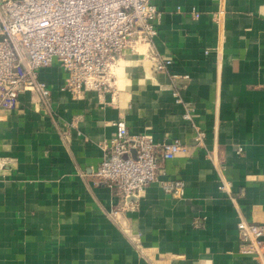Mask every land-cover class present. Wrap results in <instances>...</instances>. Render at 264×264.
I'll use <instances>...</instances> for the list:
<instances>
[{
    "label": "crops",
    "instance_id": "crops-1",
    "mask_svg": "<svg viewBox=\"0 0 264 264\" xmlns=\"http://www.w3.org/2000/svg\"><path fill=\"white\" fill-rule=\"evenodd\" d=\"M153 2L158 34L123 52L115 94L74 98L52 65L48 107L27 90L0 111V264H257L237 223L264 222V0ZM120 118L186 146L160 174L184 180L182 198L158 181L123 204L96 179Z\"/></svg>",
    "mask_w": 264,
    "mask_h": 264
},
{
    "label": "built area",
    "instance_id": "built-area-1",
    "mask_svg": "<svg viewBox=\"0 0 264 264\" xmlns=\"http://www.w3.org/2000/svg\"><path fill=\"white\" fill-rule=\"evenodd\" d=\"M192 12L200 15L196 9ZM159 15L153 0H0V111L16 108L20 94L27 90L36 92L48 107L51 90L41 71L52 65L65 72L60 89L74 98L89 91L115 94L117 61L126 49L154 42ZM214 17L220 22L219 14ZM172 62L156 55L154 69L167 72ZM179 76L173 74V81ZM191 112L188 109L184 117L191 120ZM112 125L115 133L104 146L103 159L94 171L96 179L112 188L123 204L158 181L166 193L182 198L184 180H160V174L162 161L186 146L179 139L157 143L146 133H132L123 118ZM194 126L203 145L205 133ZM227 183L221 188L226 189ZM237 228L256 263L264 264V222L240 218Z\"/></svg>",
    "mask_w": 264,
    "mask_h": 264
},
{
    "label": "water",
    "instance_id": "water-1",
    "mask_svg": "<svg viewBox=\"0 0 264 264\" xmlns=\"http://www.w3.org/2000/svg\"><path fill=\"white\" fill-rule=\"evenodd\" d=\"M128 199H129V200H136L137 197H136L135 195H132V196H130Z\"/></svg>",
    "mask_w": 264,
    "mask_h": 264
}]
</instances>
